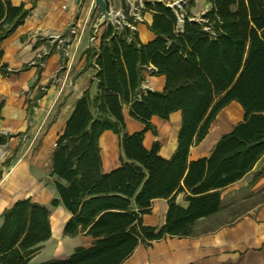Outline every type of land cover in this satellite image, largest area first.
<instances>
[{
    "label": "trees",
    "instance_id": "16d2710c",
    "mask_svg": "<svg viewBox=\"0 0 264 264\" xmlns=\"http://www.w3.org/2000/svg\"><path fill=\"white\" fill-rule=\"evenodd\" d=\"M208 1L210 8L199 19L183 14L181 29L171 7L144 1L154 10L151 41L141 43L127 26L108 23L96 46L85 51L97 66V93L90 97L84 91L77 98L56 139L50 170L56 196L48 205L17 199L2 210L0 264H120L140 243L195 234L198 219L220 209L221 189L246 174L264 153V0ZM27 12L23 4L0 0V42ZM149 64L154 67L149 74L164 76L161 90L140 87ZM10 72L0 51V74ZM231 100L241 105L242 119L207 156L189 160L190 146ZM125 104L142 129L125 131ZM175 110L180 111L177 145L164 158L158 141L147 148L143 135L155 133L151 116L167 119ZM106 129L119 136L120 164L103 172L98 136ZM8 137L0 133V145ZM181 191L185 206L175 202ZM154 198L168 199L165 221L158 227L142 222ZM59 204L70 213L63 233L81 232L93 242L74 247L64 258L32 263L51 234L49 208Z\"/></svg>",
    "mask_w": 264,
    "mask_h": 264
},
{
    "label": "crops",
    "instance_id": "0c3cea01",
    "mask_svg": "<svg viewBox=\"0 0 264 264\" xmlns=\"http://www.w3.org/2000/svg\"><path fill=\"white\" fill-rule=\"evenodd\" d=\"M23 4L27 15L23 23L0 42L1 61L12 72L0 74V133L7 134L0 145V214L21 198L48 205L56 196L50 175L51 152L63 132L66 120L78 97L87 91L97 93V66L86 50L95 47L106 22L95 28L100 16L93 0H9ZM113 13H129L135 7L141 19L133 31L136 39L147 43L155 37L150 29L154 10L144 1L165 5L176 0H106ZM170 7V6H169ZM210 8L208 0H193L183 5L188 19H199ZM94 19V20H93ZM95 21V22H94ZM177 20L176 28L181 29ZM59 35L60 42L52 39ZM94 42H92V37ZM26 67L24 68V66ZM143 70V90H161L164 76ZM126 132L142 129L143 124L122 106ZM243 109L236 100L223 106L210 122L204 137L190 146L188 159L207 156L216 141L242 119ZM150 122L155 133L147 130L143 145L159 143L158 154L169 158L177 145L180 111L167 119L156 115ZM101 169L108 172L120 164L119 136L110 129L98 136ZM260 173V174H258ZM185 192H178L175 202L185 206ZM220 209L198 219L195 234L166 236L148 245L138 244L120 264H264V153L240 179L220 191ZM167 198H154L150 211L142 215L146 225L160 226L165 221ZM70 213L59 204L49 208L50 237L43 241L30 262L64 258L76 246H90L93 238L84 233L68 236L63 226ZM2 218L0 216V225ZM44 259L33 262L40 253Z\"/></svg>",
    "mask_w": 264,
    "mask_h": 264
},
{
    "label": "built area",
    "instance_id": "2783aa9c",
    "mask_svg": "<svg viewBox=\"0 0 264 264\" xmlns=\"http://www.w3.org/2000/svg\"><path fill=\"white\" fill-rule=\"evenodd\" d=\"M139 4L142 5L141 0H138ZM186 0H176L173 3H170L169 6L175 11L177 20L180 22L183 19V5L185 4ZM117 15L116 20L113 24L117 25L118 27H122L123 25L127 26L130 30L134 31L136 27V23L141 19L140 13L137 8H133L129 15L132 17L131 21L126 20V15L124 13L118 12L114 13ZM94 38L92 37V42H94ZM52 39L60 42L59 35H53Z\"/></svg>",
    "mask_w": 264,
    "mask_h": 264
},
{
    "label": "water",
    "instance_id": "95a60500",
    "mask_svg": "<svg viewBox=\"0 0 264 264\" xmlns=\"http://www.w3.org/2000/svg\"><path fill=\"white\" fill-rule=\"evenodd\" d=\"M93 3L99 9L100 12V16L95 26L96 29L106 22L113 23L116 20L117 15L109 9L106 0H93Z\"/></svg>",
    "mask_w": 264,
    "mask_h": 264
},
{
    "label": "rangeland",
    "instance_id": "374dc122",
    "mask_svg": "<svg viewBox=\"0 0 264 264\" xmlns=\"http://www.w3.org/2000/svg\"><path fill=\"white\" fill-rule=\"evenodd\" d=\"M94 20V19H93ZM95 22V21H94ZM44 253L42 252V253H40L38 256H37V258L33 261V262H38L39 260H42V259H44L45 257H44Z\"/></svg>",
    "mask_w": 264,
    "mask_h": 264
}]
</instances>
